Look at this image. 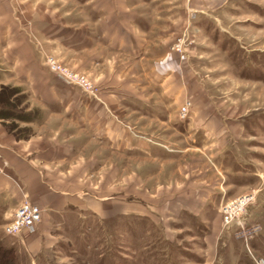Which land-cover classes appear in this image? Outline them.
<instances>
[{
    "label": "rangeland",
    "instance_id": "374dc122",
    "mask_svg": "<svg viewBox=\"0 0 264 264\" xmlns=\"http://www.w3.org/2000/svg\"><path fill=\"white\" fill-rule=\"evenodd\" d=\"M104 4L134 5L124 14L152 26L155 46L169 51L145 60L139 91L130 74L96 81L87 51L72 49L78 35L89 43L91 7ZM48 55L86 73L100 98L125 90L144 114L129 107L119 117L132 139L112 141L111 154L109 143L89 154L94 141L56 165L76 193L70 204L44 208L20 183L14 195L0 191L1 264H264V0H0V110L13 86L21 90L10 111L40 110L31 122L0 118L1 131L32 135L60 108L52 87L91 95L57 75ZM6 165L0 155V172ZM245 193L253 197L224 221L221 205ZM24 198L40 206V220L7 233Z\"/></svg>",
    "mask_w": 264,
    "mask_h": 264
},
{
    "label": "crops",
    "instance_id": "0c3cea01",
    "mask_svg": "<svg viewBox=\"0 0 264 264\" xmlns=\"http://www.w3.org/2000/svg\"><path fill=\"white\" fill-rule=\"evenodd\" d=\"M133 8L131 4L120 7L92 5L94 14L89 18V43L79 44L82 38L78 35L74 37V43L78 45H73L72 49L78 53L87 51L88 71L96 81H107L110 77L124 78L125 81L130 74L134 79L127 83L133 90L139 91L144 86V80L138 78L148 74L144 71L145 60L159 62L169 51L155 46L160 43V36L152 32V26L144 28L134 17L129 18L124 14ZM122 62L124 65L111 76L110 71H114ZM169 75L170 71L167 70L165 76ZM52 88L58 93L60 108L50 112L31 136L17 139L0 130V155L7 164L0 172V191L6 188L14 195L19 191L20 183L33 202L44 208L57 209L70 204L76 193L64 186L66 181L70 182L66 175L55 174L61 172L56 165L87 152L94 141L98 142V146L88 152L93 155L102 148L106 150L107 143L111 154L114 140L121 144L131 140L132 134L121 125L122 118L119 117L127 118L128 108L132 107L140 111L139 119L144 114L141 111L144 102L126 99L128 92L121 88L115 89V93L107 88L101 95L102 99L86 95L77 87L61 84L56 90ZM151 92H161L159 85L153 87ZM115 95L119 98L113 97ZM53 123L56 128H50ZM66 124L72 130L67 131ZM13 205L10 208L16 206Z\"/></svg>",
    "mask_w": 264,
    "mask_h": 264
},
{
    "label": "built area",
    "instance_id": "2783aa9c",
    "mask_svg": "<svg viewBox=\"0 0 264 264\" xmlns=\"http://www.w3.org/2000/svg\"><path fill=\"white\" fill-rule=\"evenodd\" d=\"M46 63L49 67L54 70L57 75L62 77L69 83H73L81 87L83 90L90 93L96 98H100L98 94V88L95 86L93 81L88 75L82 71H75L62 65L55 60L51 55L46 57ZM188 111V101L180 106V113L185 115ZM253 197L252 193H245L237 196L235 199L226 201L221 205V211L223 212V219L226 222L232 220L238 215L246 202ZM41 208L37 204L31 202L28 198L22 199L19 204L15 207L12 217L6 223L5 230L7 233L14 234L19 232L22 228L33 230L35 224L40 220Z\"/></svg>",
    "mask_w": 264,
    "mask_h": 264
},
{
    "label": "trees",
    "instance_id": "16d2710c",
    "mask_svg": "<svg viewBox=\"0 0 264 264\" xmlns=\"http://www.w3.org/2000/svg\"><path fill=\"white\" fill-rule=\"evenodd\" d=\"M12 89V93H11V97H2V102L4 104V106L6 105L7 108L6 109H2L0 110V118L5 119V118H18L21 121H25V122H31L36 120L37 116L36 114L39 113V109L38 108H32L29 109L28 105H24L22 108H20L19 110L16 111H10V109L8 108L10 107H14L16 105V99L18 98V94L21 90V88L19 86H13L11 87ZM15 94V97H13V95ZM17 94V95H16ZM1 101V99H0ZM14 129V127H12ZM12 129V130H13ZM20 130H24L23 132H15L14 135L17 138H26L29 135H31V130L28 127H22L20 128ZM4 256V253H3ZM0 261H2L1 257H0ZM1 264V262H0Z\"/></svg>",
    "mask_w": 264,
    "mask_h": 264
}]
</instances>
